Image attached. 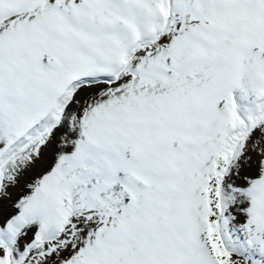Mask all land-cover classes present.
Segmentation results:
<instances>
[{
	"label": "snow or ice",
	"instance_id": "1",
	"mask_svg": "<svg viewBox=\"0 0 264 264\" xmlns=\"http://www.w3.org/2000/svg\"><path fill=\"white\" fill-rule=\"evenodd\" d=\"M0 264H264V0H0Z\"/></svg>",
	"mask_w": 264,
	"mask_h": 264
}]
</instances>
